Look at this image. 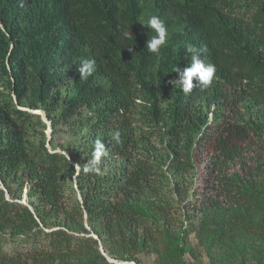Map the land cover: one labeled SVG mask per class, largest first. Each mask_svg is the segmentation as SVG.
Instances as JSON below:
<instances>
[{"label": "trees", "instance_id": "16d2710c", "mask_svg": "<svg viewBox=\"0 0 264 264\" xmlns=\"http://www.w3.org/2000/svg\"><path fill=\"white\" fill-rule=\"evenodd\" d=\"M152 15L168 29L159 55L140 23ZM189 44L216 73L185 95L169 81L190 64ZM84 59L96 62L86 80ZM30 109L76 120L87 111L84 155L105 144L102 174L85 173L70 147H47ZM115 155L125 162L111 174ZM197 163L201 196L187 186ZM167 168L186 185L180 197L200 205L197 224L161 195ZM0 177L11 194L0 189V264H118L101 246L137 264L143 253L193 264L186 254L198 260L201 248L210 264H264V0H0ZM13 183L26 185L32 209ZM74 183L81 198L70 200Z\"/></svg>", "mask_w": 264, "mask_h": 264}, {"label": "rangeland", "instance_id": "374dc122", "mask_svg": "<svg viewBox=\"0 0 264 264\" xmlns=\"http://www.w3.org/2000/svg\"><path fill=\"white\" fill-rule=\"evenodd\" d=\"M85 111V109H84ZM54 113H58V110L56 108H53ZM88 115H90L87 111L81 116L80 120H76L73 118L64 119L61 117L56 116L55 119H52L50 116L46 114L43 110L40 112V116L45 122L46 127H42L45 129V134L47 137V147L55 148L57 151H62L66 154V148L70 147L73 151H75L77 154L83 157V160H85V163L90 160L88 156L84 155L85 152V146L90 142L89 138L86 139L82 136V133L84 130L88 131L87 127L90 125L88 121L90 118H88ZM82 123V124H81ZM115 133H113L114 135ZM110 134L108 135V137ZM156 145V151H157V158L162 153V143L157 139L155 142ZM86 154V153H85ZM161 157V156H160ZM86 158V159H85ZM156 159V158H155ZM119 162L123 163L125 162L122 156L115 155V157H111L107 160V170H110V173L113 174L115 170L120 169ZM124 164V163H123ZM123 166V165H122ZM239 168V167H237ZM166 173L168 174L169 179L167 180V183L163 186L161 190V195L163 196V193L165 194L164 197L171 202L175 208H177L181 215L184 216L186 222L189 224V220H193L195 222L194 224H197L198 221V215L197 211L194 209L195 207H199L200 205L190 204V201L194 200L191 198L188 199L186 195H182L180 197V194H182L183 189L186 187L185 183L183 182L182 178L175 177L174 175L170 174L168 171L169 169H165ZM194 181V185H190L191 182ZM187 186L189 187V194L193 192L194 189H200L199 195H203L204 192H207V187L205 186L207 183L206 178V171H205V164L204 163H197L196 168L192 171L191 175L189 174V181H187ZM197 185V186H196ZM12 187V195H21L20 198H16L15 200L27 205L32 209L33 205L30 204L31 199L28 198L27 194V188L25 185V188L23 189V192L20 190V186L17 183H13L11 185ZM73 189L68 188L69 192V199L71 200L74 197L81 198L80 192L78 187L76 186V183H74ZM0 189H3L5 191V196L7 199H11V194H9V191L7 190L2 178L0 177ZM208 193H211V191H208ZM199 200V198H197ZM198 204V203H197ZM195 206V207H194ZM186 225V224H185ZM11 227H8L4 229L3 231L10 232ZM189 242L191 245L195 246L197 244V238L195 232L190 233L189 235ZM201 255L199 256V259L196 260V258L192 257L190 253L186 254V258L191 261L193 264H210L209 258L206 255L205 251L201 248ZM139 258L141 259V264H156L155 258L156 255L153 253H143L139 255Z\"/></svg>", "mask_w": 264, "mask_h": 264}, {"label": "clouds", "instance_id": "9594fccd", "mask_svg": "<svg viewBox=\"0 0 264 264\" xmlns=\"http://www.w3.org/2000/svg\"><path fill=\"white\" fill-rule=\"evenodd\" d=\"M140 23L155 33V35H152L146 43L147 51L151 54L159 55L161 49L167 44L168 39V29L165 23L156 15H152L147 19L146 22ZM128 38L130 39V37ZM185 50L186 53L190 55L191 62L183 69H181L179 66L175 67L172 72L177 73V78L169 82L173 85V87L178 86L185 95L192 93V89L194 87L193 78H196V87L199 90L203 91L208 89L212 85L215 77V65L211 63H205V61L201 59V52L203 49L189 44L185 46ZM129 51H132V48H129ZM95 67L96 62L94 59L82 60L77 67L79 78L86 80L94 73ZM30 111L40 115L41 109H30ZM208 123H212L211 118L209 119ZM113 140L117 144L121 143L119 132H116L113 135ZM106 154L107 152L105 144L100 140H96L92 157L85 163L83 171L85 173H95L97 175L102 174L100 164L102 157ZM76 166L79 169V166Z\"/></svg>", "mask_w": 264, "mask_h": 264}, {"label": "water", "instance_id": "95a60500", "mask_svg": "<svg viewBox=\"0 0 264 264\" xmlns=\"http://www.w3.org/2000/svg\"><path fill=\"white\" fill-rule=\"evenodd\" d=\"M93 235H94V237L95 238H98V236L95 234V233H92ZM100 249H101V251L103 252V254H105L106 256H107V258H108V260H110L111 262H116V263H118V264H137L136 262H134V261H131V262H119V261H116L115 259H112L111 257H109L105 252H104V249H103V247L101 246L100 247Z\"/></svg>", "mask_w": 264, "mask_h": 264}]
</instances>
